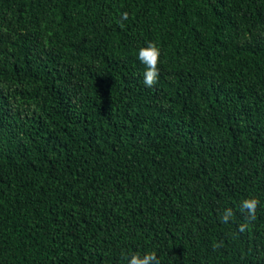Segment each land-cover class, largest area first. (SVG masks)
<instances>
[{"label":"trees","instance_id":"1","mask_svg":"<svg viewBox=\"0 0 264 264\" xmlns=\"http://www.w3.org/2000/svg\"><path fill=\"white\" fill-rule=\"evenodd\" d=\"M137 251L264 264V0H0V264Z\"/></svg>","mask_w":264,"mask_h":264},{"label":"clouds","instance_id":"2","mask_svg":"<svg viewBox=\"0 0 264 264\" xmlns=\"http://www.w3.org/2000/svg\"><path fill=\"white\" fill-rule=\"evenodd\" d=\"M129 18L128 12L120 14V22ZM161 51L157 44L153 41L147 42L146 46L138 49L137 58L145 66L143 72V83L146 87H153L158 82ZM259 200L255 197L243 199L240 203V212L244 216V223L238 225V231L243 233L250 227V222L255 220L256 211L259 205ZM234 213L232 208H226L220 220L222 223L227 224L233 217ZM126 264H160V260L156 252L149 251L141 254L140 252L126 253L123 256Z\"/></svg>","mask_w":264,"mask_h":264}]
</instances>
